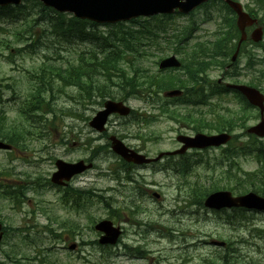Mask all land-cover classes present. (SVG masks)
I'll use <instances>...</instances> for the list:
<instances>
[{
	"label": "rangeland",
	"instance_id": "374dc122",
	"mask_svg": "<svg viewBox=\"0 0 264 264\" xmlns=\"http://www.w3.org/2000/svg\"><path fill=\"white\" fill-rule=\"evenodd\" d=\"M239 1L247 5L248 10L256 9L251 0ZM12 12L11 16L0 17V89L3 91L0 110L5 111L4 123L7 130L19 128L28 132L25 136L26 142L19 144L16 151L11 153L0 151L2 182L0 222L8 228L5 244L2 245L0 252V264H181V259L184 263L186 257L194 261V264H208L209 259H212L213 264H222V261H217L215 257L221 256L224 250L215 247L212 241H222L228 245L232 243L233 246L230 248H234L240 255L230 257L229 264H249L251 259L257 262L253 264H264V214L246 212L244 218L236 215L231 222L225 215L199 208L198 204L193 205L194 197L187 196L190 188L194 186L192 183L194 181L203 184L204 189H209L212 183L233 189L235 183L232 176L237 173V169L234 168L237 164V168L240 169L237 177L244 178V174L251 173L255 176L258 164L253 155L244 156L240 153L235 159L236 165L230 168L231 175H228L229 173L226 174L225 169L220 166L222 150L211 151L205 157L202 156L201 161L193 159L197 162L188 167L190 175L186 177L190 182L182 186L181 179L172 172L163 170L164 162L155 168L132 171L131 177L143 182L128 183L123 171L115 174L117 171L115 163L118 158L110 156L105 151V154H99L94 159L95 167L91 171L75 177L70 182L71 187L92 190L96 195L91 198L78 197L77 200L75 196L68 199V202L61 201V188L50 187L48 183L55 171L54 162L62 160L75 163L88 160L97 149L93 144L100 146L106 143L105 138L99 137L100 135L88 127L86 120V117L91 118L102 107L86 102L83 104L81 93L77 92L80 90L76 91L72 86H67L60 91L54 88L53 99L47 96L44 100L49 107L45 108L44 104L42 109L36 112L34 119L19 115L17 108L31 90L32 78L26 76V71L32 72L34 66L47 61L62 65L63 70L67 64L66 60L74 63L78 55L86 53L88 48L78 42H59L56 37L50 35L46 27V21L50 16L41 12L40 7L32 3L23 2L18 11ZM204 13L203 9L197 11L194 17L174 16L169 23L172 26H183L197 20L198 31L191 44L206 41L211 38L216 26L215 22L200 21ZM213 16L216 14L213 13ZM102 29L104 32L108 31L105 27ZM34 35L40 42L30 49L31 51L36 49L35 53H17V48L22 49L27 44L31 45ZM17 37L23 41L16 43ZM167 54L170 55L171 51ZM247 54L253 55L254 65L250 68L245 65ZM261 54L258 48L246 49L238 65V69L241 68L238 78L244 81L257 78L258 87L264 93V61ZM152 60L153 58L150 61ZM145 64L149 66L148 62ZM213 69H210L208 78L215 82L222 72ZM95 78L97 79L96 73L93 71L92 78L84 80L90 86L93 85V93L96 87V83H93ZM102 81L103 78L100 77V82ZM6 84L15 90L16 101L10 100L11 89L5 88ZM224 95L222 98L212 99L213 104H218V109L239 108V102L232 94ZM93 99L99 102L95 97ZM103 102L104 100L102 104ZM125 104L138 114L148 108L144 103L134 99H128ZM49 109L55 111L56 119H53V116H45L43 111ZM251 116L246 126L254 125L258 121L254 119L255 112H251ZM138 128L131 126L124 119L113 116L107 125V133L120 138L129 148L143 150L152 156L175 149L177 131L190 133V130H185L187 127L164 117L143 126L144 130ZM208 131L206 129L205 133ZM135 132L143 133L142 136L150 138L149 141L143 138V143V140L133 137ZM242 132L244 131L240 133ZM157 137L158 139H155ZM245 140L244 137L241 142ZM221 172L225 176L220 179ZM226 176H230V181L223 182ZM15 183L22 184L23 188L16 186ZM136 186L146 193L149 190L160 193V201L155 202L147 196L140 195L138 191L132 189ZM6 188L14 194L16 190L25 192L24 200H18L17 207H13L10 198L3 195ZM219 189H222V186ZM198 190L196 187V193ZM113 209L119 210L118 217L112 212ZM130 209L136 210L134 212L136 214L131 213ZM104 219L113 220L114 224L123 226L125 233L122 241L140 246L142 248L140 253L129 251L123 255L118 251V258L108 261V258H104L89 245V242L97 238L92 229L93 225ZM136 221L142 222L143 226H137ZM48 226L54 229L59 226L56 230L59 233L76 229L74 232L79 231L80 235L73 232L72 237L68 235L70 239L64 233L58 237H51L45 232ZM82 241L87 244L82 245ZM72 242L79 246L75 252L66 249ZM151 258L154 263H151Z\"/></svg>",
	"mask_w": 264,
	"mask_h": 264
},
{
	"label": "trees",
	"instance_id": "16d2710c",
	"mask_svg": "<svg viewBox=\"0 0 264 264\" xmlns=\"http://www.w3.org/2000/svg\"><path fill=\"white\" fill-rule=\"evenodd\" d=\"M26 3L40 7L41 12L50 16L46 21L48 33L56 37L59 42H78L89 46L88 56H85L84 53L78 55L77 61L68 62L63 70L61 66L56 64H43L31 73V90L21 108V113L27 119H34L36 112L46 104L44 100L47 96L51 100L53 99L54 88L60 91L67 86L77 87L81 92V99L90 100L93 85L90 86L84 80L92 78L93 71L97 77L93 80V83H96L94 94L100 99L107 97L125 100L130 96L143 98L148 97L150 92L157 93L174 88L186 89L191 87V91L195 92L194 78L196 73L203 71V64L211 66L219 63V60H226L233 51L237 39L233 22L228 21L224 31L220 32L213 41L188 49L187 44L192 36L191 29L184 28L177 34L176 30L170 31L159 19L134 20L129 24H117L109 28L108 32L103 33L95 24L79 21L67 15L56 14L35 1L27 0ZM255 4L258 10L264 12V0H255ZM20 8L21 6L0 9V17L11 16L12 11H18ZM88 28H90L89 31ZM167 34L169 38L166 42L176 44V47L187 55L184 62L190 75L189 80L161 75L158 72L153 73L150 68L144 67L146 60L148 61L146 56L152 54L153 51H158L155 49L160 44V36H167ZM22 41L19 37L16 38V43ZM39 44L38 37L34 35L31 45L27 44L22 49L17 48L16 52L33 54L35 50L31 51L30 49L33 48V45ZM247 67L250 68L251 66ZM100 77L103 78L102 82H100ZM60 83L61 85L58 86ZM250 85L257 86L252 81ZM196 98L194 95L186 96L182 102L186 105L194 104ZM238 98L241 105L240 109L227 115L217 114L209 118L207 125L210 129L230 131L234 127H243L248 108L245 101L241 97ZM44 107L48 108L49 104ZM43 113L55 115V111L52 109L43 111ZM184 117L186 120H192L191 115ZM4 120V115L0 113V139L9 144L23 140L24 131L20 130V132L15 128L7 130ZM250 150L256 153L258 161L264 162L263 145L250 142L244 148H240L241 153H249ZM258 173L259 177L256 174L255 176L244 174V178L239 177L240 188L238 192L246 191L245 186L249 184L254 192L264 196V168H261ZM202 191L199 189L198 194ZM195 194L198 195L196 192ZM6 195L9 196L10 194L6 191ZM23 196L24 192L18 190L17 199L20 200ZM113 213L116 217L119 216L118 209L113 210Z\"/></svg>",
	"mask_w": 264,
	"mask_h": 264
},
{
	"label": "water",
	"instance_id": "95a60500",
	"mask_svg": "<svg viewBox=\"0 0 264 264\" xmlns=\"http://www.w3.org/2000/svg\"><path fill=\"white\" fill-rule=\"evenodd\" d=\"M22 0H0V7L8 5H19ZM45 7L52 8L59 13H69L75 18L81 20H90L95 23H116L119 21H127L139 16H153L157 14H170L175 9L182 13H187L194 7L207 0H37ZM230 6L238 13L237 25L241 32L239 44L245 40L246 36L244 29L253 22L241 13V9L236 4L227 1ZM262 38V31L255 30L251 34V40L255 43ZM236 54L232 57L235 60ZM179 64L174 58H169L161 62L160 68H169L178 66ZM228 88L240 92L248 102L257 107L260 111V123L248 129L249 134H254L258 137H264V97L256 89L246 86L228 85ZM180 95L179 91H171L166 93L167 97ZM112 113L127 115L129 110L121 103L106 102L104 110L98 112L96 116L89 122V126L98 132L104 130L107 117ZM230 139L227 134L216 136L197 135L194 138L179 139L184 142L183 150L189 147L203 148L209 146H220L225 144ZM112 151L123 158L127 162L142 164L148 161L143 156L135 154L128 150L120 141L111 138ZM0 149H9L8 146L0 143ZM57 172L52 176V182L62 184L60 181H68L74 174L81 173L86 168L83 162L78 164H66L60 160L55 163ZM204 206L208 209L220 210L223 208H244L249 210L264 211V199L249 193L244 196L232 197L229 192H216L208 196L204 202ZM97 230L106 234L100 240V243L113 244L119 233L117 229H112L110 222H101L96 227ZM2 238L0 226V242Z\"/></svg>",
	"mask_w": 264,
	"mask_h": 264
},
{
	"label": "flooded vegetation",
	"instance_id": "af4514ba",
	"mask_svg": "<svg viewBox=\"0 0 264 264\" xmlns=\"http://www.w3.org/2000/svg\"><path fill=\"white\" fill-rule=\"evenodd\" d=\"M16 151V149L12 146V151L11 152H14ZM207 151V150H206ZM204 152L203 151H195V150H192V151H189L187 154L190 155H198V154H203Z\"/></svg>",
	"mask_w": 264,
	"mask_h": 264
},
{
	"label": "bare ground",
	"instance_id": "6f19581e",
	"mask_svg": "<svg viewBox=\"0 0 264 264\" xmlns=\"http://www.w3.org/2000/svg\"><path fill=\"white\" fill-rule=\"evenodd\" d=\"M230 246H233L232 243H230V244L228 245L229 248H230ZM231 249H232V248H231ZM96 264H98V263H96Z\"/></svg>",
	"mask_w": 264,
	"mask_h": 264
}]
</instances>
